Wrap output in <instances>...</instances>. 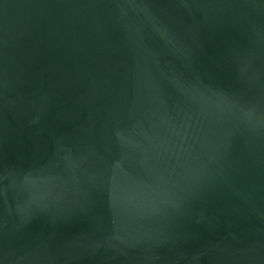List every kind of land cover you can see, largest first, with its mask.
<instances>
[{"label": "water", "instance_id": "water-1", "mask_svg": "<svg viewBox=\"0 0 264 264\" xmlns=\"http://www.w3.org/2000/svg\"><path fill=\"white\" fill-rule=\"evenodd\" d=\"M0 264H264V0H0Z\"/></svg>", "mask_w": 264, "mask_h": 264}]
</instances>
